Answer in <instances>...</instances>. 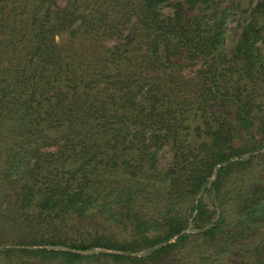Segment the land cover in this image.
Returning a JSON list of instances; mask_svg holds the SVG:
<instances>
[{"label":"trees","instance_id":"16d2710c","mask_svg":"<svg viewBox=\"0 0 264 264\" xmlns=\"http://www.w3.org/2000/svg\"><path fill=\"white\" fill-rule=\"evenodd\" d=\"M0 264H264V0H0Z\"/></svg>","mask_w":264,"mask_h":264},{"label":"rangeland","instance_id":"374dc122","mask_svg":"<svg viewBox=\"0 0 264 264\" xmlns=\"http://www.w3.org/2000/svg\"><path fill=\"white\" fill-rule=\"evenodd\" d=\"M160 157H161L162 163L165 164L167 162V159H168L167 155L165 153H162Z\"/></svg>","mask_w":264,"mask_h":264},{"label":"water","instance_id":"95a60500","mask_svg":"<svg viewBox=\"0 0 264 264\" xmlns=\"http://www.w3.org/2000/svg\"><path fill=\"white\" fill-rule=\"evenodd\" d=\"M61 247V246H60Z\"/></svg>","mask_w":264,"mask_h":264}]
</instances>
